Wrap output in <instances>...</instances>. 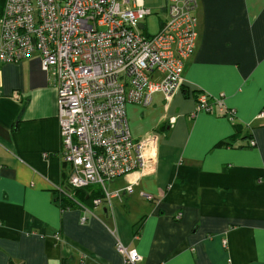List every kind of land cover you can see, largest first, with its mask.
<instances>
[{"label": "crops", "instance_id": "0c3cea01", "mask_svg": "<svg viewBox=\"0 0 264 264\" xmlns=\"http://www.w3.org/2000/svg\"><path fill=\"white\" fill-rule=\"evenodd\" d=\"M196 4L182 86L126 105L134 138L158 134L145 175L71 189L55 86L35 60L0 61V264H121L117 241L137 264H264V0ZM198 92L233 120L195 112Z\"/></svg>", "mask_w": 264, "mask_h": 264}, {"label": "built area", "instance_id": "2783aa9c", "mask_svg": "<svg viewBox=\"0 0 264 264\" xmlns=\"http://www.w3.org/2000/svg\"><path fill=\"white\" fill-rule=\"evenodd\" d=\"M196 5V0H165L159 31L146 35L143 20L153 12L144 0H5L0 61L37 60L55 86L60 156L70 166L71 189L154 171L158 134L134 138L126 105H149L156 92L169 100L182 86L183 63L197 37ZM195 112L230 120L235 114L222 95L205 92L196 94ZM258 115L264 117V109ZM115 248L121 264L141 259L120 241Z\"/></svg>", "mask_w": 264, "mask_h": 264}, {"label": "rangeland", "instance_id": "374dc122", "mask_svg": "<svg viewBox=\"0 0 264 264\" xmlns=\"http://www.w3.org/2000/svg\"><path fill=\"white\" fill-rule=\"evenodd\" d=\"M144 1L146 6L152 9L153 13L143 20L145 24V31H143V33L146 35H154L159 31L161 25L160 22L165 17V13L161 11V7L164 5L165 0Z\"/></svg>", "mask_w": 264, "mask_h": 264}, {"label": "trees", "instance_id": "16d2710c", "mask_svg": "<svg viewBox=\"0 0 264 264\" xmlns=\"http://www.w3.org/2000/svg\"><path fill=\"white\" fill-rule=\"evenodd\" d=\"M86 188V187H85ZM80 189H83V188H80ZM76 190H78V189H76ZM61 204V207H63V208H70L71 206H73V203H71L70 201H68V200H61V202H60Z\"/></svg>", "mask_w": 264, "mask_h": 264}, {"label": "bare ground", "instance_id": "6f19581e", "mask_svg": "<svg viewBox=\"0 0 264 264\" xmlns=\"http://www.w3.org/2000/svg\"><path fill=\"white\" fill-rule=\"evenodd\" d=\"M35 61L37 62L38 66H39V69L41 70L39 62L37 60H35Z\"/></svg>", "mask_w": 264, "mask_h": 264}]
</instances>
